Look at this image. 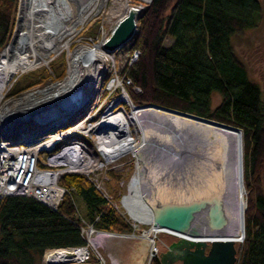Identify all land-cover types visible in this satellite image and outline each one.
<instances>
[{
    "label": "trees",
    "instance_id": "16d2710c",
    "mask_svg": "<svg viewBox=\"0 0 264 264\" xmlns=\"http://www.w3.org/2000/svg\"><path fill=\"white\" fill-rule=\"evenodd\" d=\"M143 4L134 35L121 47L128 53L140 51L123 69L128 95L138 104H158L242 129L247 203L238 264H264V192L259 183L264 164V98L232 41L233 36L261 26L264 3L149 0ZM17 5L18 0H0V50L11 40ZM167 38L173 40L170 47L164 45ZM65 71L62 68L58 80ZM46 73L43 68L31 74L26 84L15 89L17 80L7 94L41 84L49 76ZM214 92L221 100L212 108ZM108 176L117 182L123 178L112 170ZM59 184L66 191L57 209L33 196L8 195L0 200V264H37L49 248L85 245L84 222L101 231L133 232L128 218L85 175L65 173ZM71 189L86 203L89 221L77 213Z\"/></svg>",
    "mask_w": 264,
    "mask_h": 264
},
{
    "label": "bare ground",
    "instance_id": "6f19581e",
    "mask_svg": "<svg viewBox=\"0 0 264 264\" xmlns=\"http://www.w3.org/2000/svg\"><path fill=\"white\" fill-rule=\"evenodd\" d=\"M73 1H76L77 5H74L72 0H21L20 13L23 15V18L25 17L26 22L22 24L23 28L20 37L11 44L10 48H5L0 53V100L3 99L4 90L8 87L10 83L9 79H11L14 74L23 71L25 68L32 67L42 58V55L46 52V48L48 49V47L56 46L62 36H64L73 25L75 26L77 24V21L81 23L88 16L85 15V13L90 9V3L88 1L85 3V0ZM130 1L135 4L138 3L136 2L137 0ZM96 19L97 22L100 21L98 20L99 18H95V21ZM94 25L95 24L92 23L89 31L92 32L91 29ZM97 35H99L98 30ZM101 43L102 40L94 46L79 47V49L71 55L68 74L64 76V79L61 81L49 84V86L44 88L25 92L19 97L10 100L11 105L2 106L0 108V122L11 124L13 122L27 120L34 115L39 116L40 113L46 111L47 108L59 113L60 118L64 117L66 120H71L70 116L84 105L86 98L90 100L91 98H96L100 87L99 74H101L96 64L104 62L107 59L106 56L115 51L104 49ZM80 87L82 91L78 90ZM112 88L110 87V89ZM76 91L78 94L75 93ZM108 93L109 92L105 90L102 96H106ZM107 96L109 97V95ZM107 98L101 106L102 114L107 111V116L102 117L99 123L93 126V128H90L89 131L92 132L94 130V132L99 135L100 149L104 152L108 162H112L115 158L117 159V157L123 154L126 155L128 152H134L139 155L142 147L143 149L145 148V146H143L144 141L147 139V135L150 134L151 128L158 124L159 120L164 119L165 111L144 104V106L131 105V109L126 107L117 112L116 109L120 107L118 106L119 103L126 101L130 102L129 99L127 97L119 100L117 99V101L115 100L113 105L111 104L109 107L110 103L107 102L109 101ZM20 104H25V106L19 108ZM92 119L95 118H87L78 128L84 127L82 125L86 122H91ZM135 121H138V126H140L139 129L142 132V134L139 135L142 137H139L140 140L138 141L132 137L131 123ZM7 124L5 125L7 126ZM64 128L61 127L60 129ZM70 128L72 129V126L67 127V130ZM74 131L76 130L74 129ZM74 131L72 130L70 134H73ZM233 134L235 136L233 158L236 174V181L234 183V194L236 197L234 215L236 216L231 227L227 226L222 232L214 235H202V238L234 237L238 242L240 235H242L241 209L245 207L247 203L244 173L242 174V169L244 168V147L243 143L239 142V133L236 131ZM71 137L72 135H68L67 138L70 139ZM70 144L73 143H68V146H66L58 156L62 159V163L66 164L68 168L73 169V171L92 168L93 158L88 153V156L85 154L86 151L83 150L84 147L78 143L76 145ZM212 144L213 146L209 147L207 153L209 164H214V167L217 168H219V166L222 167L221 163H223L225 159L224 152H226L227 143L220 136L215 137ZM154 156L153 149H146L145 154L143 153L142 156L144 157L145 164L144 176L135 175L131 178L128 188L129 194H126L124 199H122L126 210L129 211L133 217L139 219L141 223L147 225V227H144V238H147L146 241L149 245L151 244V239L160 233L171 235V237L181 236L180 233L172 230L170 231L167 228L161 230L158 227L151 228V224L148 223L153 213L152 208L156 201H158L159 198H164L165 200L171 199L169 197L172 191L169 184L173 183V179L165 174L166 170L164 169L166 168H164V166L161 167L162 163L157 162ZM197 172H195V175ZM213 172L214 176H216L217 169ZM208 177H211V175L209 174ZM55 184L56 182L53 181L50 184L52 186L51 190H55L50 197V200L54 202L58 199L60 194V190ZM128 221H130V223L132 221V223L134 222L140 227V222L138 223L133 219H129ZM107 235L108 234L103 232H95V236L92 237L94 245L98 246L101 244ZM68 252L73 251L66 249V247L55 248L47 253L48 260L51 262L81 261L86 255L85 249L77 250L72 254Z\"/></svg>",
    "mask_w": 264,
    "mask_h": 264
},
{
    "label": "rangeland",
    "instance_id": "374dc122",
    "mask_svg": "<svg viewBox=\"0 0 264 264\" xmlns=\"http://www.w3.org/2000/svg\"><path fill=\"white\" fill-rule=\"evenodd\" d=\"M261 1L264 3V0ZM72 2L74 3V5H77L76 1L72 0ZM102 2V7L99 6L94 9L93 13L95 14L91 20L81 23L77 21V24L75 26L73 25L72 28L68 30V32L64 36H62L56 46L48 47V49L46 48V52H44L42 58H40L38 62H36L32 67L25 68L23 71L14 74L13 77L9 79L10 83L8 87L4 90L3 99L0 100V108L2 106L9 105L11 102L10 100L19 97L25 92L34 91L38 88H44L49 86V84H54L64 79L62 78L61 80H58L57 76L59 72H61L62 68L66 70L65 76L68 74L69 64L71 61L70 59L72 57L71 55L77 49H79V47L94 46L99 41L104 40L110 35V32L112 31L116 23L119 21V19L126 15L127 10L130 6H134L138 9H141L144 6L143 3L149 2V0H139V2L136 4L132 3L130 0H104ZM20 5L21 0H18L17 12L14 16L16 19L14 31L12 37H10L11 40L8 42L5 48H10L11 44L20 37V33L22 32L23 28L22 24H25L26 22L25 17L23 18V15L20 13ZM95 18H99L98 20H100V22L98 21V23L97 19L95 21ZM92 23H94L95 25L91 29V32L89 30L91 28ZM98 29L100 31L99 35H97ZM164 41V45L166 47H170L171 45H173V40L171 38H167ZM232 41L235 46L234 48H236L237 53L240 55V58H242L247 65L249 74L251 76L250 78L259 83L260 88L262 90V97L264 98V22L257 29H248L242 35H235V37L233 36ZM5 48H2L0 50V53ZM132 52L128 53L122 48L116 49L113 53L106 56L107 59L104 62H99V64H96L98 65L99 71L101 72V74H99L100 87L98 94L94 99L91 98L90 100L89 98H86L84 105L80 107L73 115L70 116L71 120H66L64 119V117L60 118L59 113H56L54 110H51L49 108H47L46 111H42L39 116H33V118H36L38 122L45 121L46 119H52L55 124L61 125L62 128L66 127L67 129V127L72 126V129L70 128L69 130H76L72 134V137L68 139L69 143H73L70 145H76L78 143L84 147L83 150L86 151L85 154L87 156L89 154L93 158L91 166L92 168L88 170L78 169L73 171V169H70L67 165H65L59 166L58 169L62 170V175L65 173H80L85 175L88 179H90V181H92L97 186L98 189H100V191L105 194L106 198L108 197L109 201H111V203L116 207L117 211H119L120 214L126 216L128 220L131 219V217L128 215L122 199H124V196L126 194H129V182L131 181V178H133L136 174L137 167L140 166L138 157H136V153L128 152L126 153V155L123 154L120 157H117V159L115 158L114 161L108 162L104 155V152L100 149L101 145L99 143V135L95 133L94 130L92 132L89 130L90 128H93V126H96V124L99 123L102 117L107 116V111L103 112L102 114L100 107L103 105L106 98L108 97L107 95H109V97L107 98L109 100L107 102L110 103L109 107L111 106V104L113 105V102L115 100L117 101V99L119 100L121 98L126 97L129 99L130 102L126 101L119 103L118 106L120 107L116 109L117 112L126 107L128 109H131V105H143L134 102L131 99L130 95H128L129 92L127 91V86L129 84H126L127 79L125 77V74H123L125 64H131V62H134L138 58H132ZM53 61L55 65H53ZM62 62H65V64H63ZM43 68L47 69V73L49 74V76L43 82H41V84L33 85L30 88L22 89L21 91H15L12 95L7 94L9 89L15 82H17V80L18 82L15 86V89H17L21 85L26 84L29 78H31V74L43 72ZM109 77L112 78L107 84H105L106 80ZM110 87L112 89H110ZM132 89L136 92H140V89L134 87H132ZM78 90L80 91L81 87ZM105 90L109 92L106 95L107 97L105 95L102 96V93ZM77 91L75 93L78 94L79 91ZM219 100H221L220 94L217 92L212 93L210 100L212 108L218 106L220 102ZM24 106L25 104H20L19 108ZM87 118L95 119H92L91 122L89 121L83 124L82 126L84 127L78 128V126L81 125L82 122L87 120ZM5 124L7 123L0 122V128L5 126ZM138 125V121L131 123V130L133 134L132 137L137 139V141L140 140L139 137H142L139 136L142 134V132L139 129L140 126ZM0 137H2V133H0ZM40 157L42 161H45V157H43L42 153H40ZM110 170L117 173H122L123 178H121L119 182H117V180H111L108 176V171ZM62 175H60V177ZM259 177V183H261V187L264 192V164ZM59 179L56 182L60 187H62L63 189L65 188V193L66 187L59 184ZM70 191L72 192L74 202L77 206V213H79V215L83 217L85 221H89L87 217L88 209L86 203L79 196L76 190L74 191V189H71ZM140 227L143 229L144 227H146V224L140 222ZM134 231H136L137 235L141 232L139 229ZM91 236L94 237L95 234L93 233ZM174 239V236L171 237V235L160 233L155 237V246L156 248H158V250H162L167 244H169ZM146 240L147 238H142L139 236H108L96 248L99 254H101L102 258L98 260V258L95 257L94 253L91 260L92 264H147L146 261L150 245ZM43 256H45V254ZM43 259L44 257H42L37 262V264H45ZM62 264L65 263L63 262Z\"/></svg>",
    "mask_w": 264,
    "mask_h": 264
},
{
    "label": "water",
    "instance_id": "95a60500",
    "mask_svg": "<svg viewBox=\"0 0 264 264\" xmlns=\"http://www.w3.org/2000/svg\"><path fill=\"white\" fill-rule=\"evenodd\" d=\"M138 14L139 9L130 6L126 15L113 27L110 35L102 40L103 48L114 51L127 44L137 29ZM146 105L163 109L165 113L164 119L159 120L158 124L151 128L150 134L144 141L145 148L142 147L143 150H140L139 155L136 154L140 166L137 167L135 175L144 176L145 164L142 156L146 149H153L157 162L162 163L161 167L166 168H163L166 170L165 174L173 179V183L169 184L172 191L169 197L171 199L159 198L156 201L148 223L151 224V228L158 227L160 230L167 228L181 234L178 241L169 245L167 251L162 252L161 262L163 264L177 261H182L184 264H238V253L245 237L246 206L241 209L242 235L238 242L234 237L202 238V235H214L222 232L227 226L233 225L236 216L234 215L236 174L233 133L237 131L240 137L239 142L243 143L242 129L178 109L153 103H146ZM29 121H37V119L31 117L3 127H24ZM61 127L56 125L50 131ZM220 136L226 141L227 149L224 152L225 159L221 163L222 167L217 168L214 164H209L207 153L209 147L213 146L215 137ZM2 137L7 136L2 134ZM216 169V176H214L213 171ZM195 172H197L196 175ZM243 172L244 168L242 174ZM209 174L211 177H208ZM127 213L131 219L140 222L129 211ZM101 232L108 234L107 237L131 236L127 233ZM63 262L50 261L49 264Z\"/></svg>",
    "mask_w": 264,
    "mask_h": 264
},
{
    "label": "built area",
    "instance_id": "2783aa9c",
    "mask_svg": "<svg viewBox=\"0 0 264 264\" xmlns=\"http://www.w3.org/2000/svg\"><path fill=\"white\" fill-rule=\"evenodd\" d=\"M85 1V3L87 1L90 3V9L85 13L88 16L83 22L89 21L94 17V9L99 6L102 7V1L104 0ZM99 32L98 29V34H100ZM139 53L138 49L133 50L132 58L138 57ZM54 126L56 124L53 120L46 119L42 122L29 121L24 127H3L0 130L3 135L7 136L6 138L0 137V200L8 195H31L40 199L49 207L57 209L65 189L56 182L62 175V170L58 169V167L66 165L62 163V159L58 156L62 153L61 150L68 146L69 140L67 137L72 135L70 134L72 131L66 128L50 131ZM40 153L45 157V161H42ZM52 181L56 182L55 185L60 190L58 199L55 202L50 200L52 193L55 192L54 189L51 190L52 186L50 184ZM84 223L85 225L81 227V234L86 239L85 245L66 247V249L73 252L85 249L86 255L81 261H64L65 264L70 262L92 264L91 260L94 253L98 260L102 258L101 254L96 250L98 246L94 245L93 236H91L95 232H102L96 230L92 224ZM131 224L134 226V230L139 229L141 231L137 235L136 231L133 230L132 236L144 238V228H139V225L134 222H131ZM151 240L147 261L157 253L155 236ZM53 249L55 248H49L44 253L43 260L45 264L50 262L47 253Z\"/></svg>",
    "mask_w": 264,
    "mask_h": 264
},
{
    "label": "flooded vegetation",
    "instance_id": "af4514ba",
    "mask_svg": "<svg viewBox=\"0 0 264 264\" xmlns=\"http://www.w3.org/2000/svg\"><path fill=\"white\" fill-rule=\"evenodd\" d=\"M178 239H179L178 237H175V239L172 240L169 244H167L165 246V248H163L162 250L161 249L157 250L158 252L154 256H152L150 258V260L146 261L147 264H163V262H161V258H160L162 252L167 251L168 250V246L171 245L172 243L178 241ZM207 251H208V248L206 249V252ZM171 264H184V263L182 261H177V262H174V263H171Z\"/></svg>",
    "mask_w": 264,
    "mask_h": 264
}]
</instances>
